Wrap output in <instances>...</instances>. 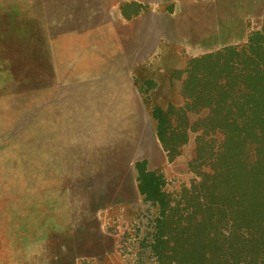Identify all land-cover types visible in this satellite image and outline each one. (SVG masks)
I'll list each match as a JSON object with an SVG mask.
<instances>
[{
	"label": "rangeland",
	"instance_id": "obj_1",
	"mask_svg": "<svg viewBox=\"0 0 264 264\" xmlns=\"http://www.w3.org/2000/svg\"><path fill=\"white\" fill-rule=\"evenodd\" d=\"M262 28L264 0H0V264H220L222 168L264 159Z\"/></svg>",
	"mask_w": 264,
	"mask_h": 264
},
{
	"label": "trees",
	"instance_id": "obj_2",
	"mask_svg": "<svg viewBox=\"0 0 264 264\" xmlns=\"http://www.w3.org/2000/svg\"><path fill=\"white\" fill-rule=\"evenodd\" d=\"M264 33V28L260 29ZM258 33V32H257ZM256 32L251 33L250 40L246 44L248 51H251L253 56V62L256 63L254 67L255 72L252 73V80L256 78H262L263 84L258 89V92L264 90V41L256 43ZM263 49V52L260 51ZM210 56L203 55L200 57V61L207 59ZM198 61H192V65L197 64ZM236 67V65H235ZM188 85L186 92L189 90H196V86ZM231 81V79H230ZM230 88L233 87L231 82L226 79L219 84V87ZM259 95V94H258ZM189 98H191L189 96ZM222 99V98H220ZM173 107L170 106L166 110H162L159 107H153L152 119L155 121L156 134L165 151L170 153L173 148L168 143V135L171 136L169 131H173L178 128V123L175 118L171 119L173 114ZM172 121V122H171ZM174 122V124H173ZM187 122V120H186ZM228 122V121H226ZM232 126L233 124H228ZM187 127V126H186ZM187 141V135H186ZM264 149V147H263ZM264 150L262 151V155ZM172 157L170 158V161ZM262 160V159H261ZM260 162V171H257V178L255 183L251 181V168L247 163L237 156L232 158L230 162L223 166L222 174L225 175V180L221 182L225 188L229 187L235 192V196L231 199L224 198L227 205L232 206L233 210H230V219L226 220V231L216 235L219 239V246L221 250L222 261L220 264H241L248 262L246 258L250 257L252 262L257 264H264V159ZM139 189L140 192L148 197L150 200L156 198L158 190L157 176L150 171H146L144 168L139 167ZM224 215H229L225 213ZM191 262L193 259L188 257Z\"/></svg>",
	"mask_w": 264,
	"mask_h": 264
},
{
	"label": "crops",
	"instance_id": "obj_3",
	"mask_svg": "<svg viewBox=\"0 0 264 264\" xmlns=\"http://www.w3.org/2000/svg\"><path fill=\"white\" fill-rule=\"evenodd\" d=\"M175 53H173V55H174ZM203 56V55H202ZM198 57H200V56H198ZM198 57H194V58H198ZM194 58H192V59H194ZM192 59H190V60H192ZM193 61V60H192ZM189 67H190V64H189ZM188 66H186V71H188V76L186 77V81L190 78L189 77V72H190V70L188 69L189 68ZM171 76H169V78H170ZM186 85H187V83H186ZM186 85H183V87H184V89L182 90L183 91V93L185 94V95H182V99H190L189 98V95H187L186 94Z\"/></svg>",
	"mask_w": 264,
	"mask_h": 264
}]
</instances>
